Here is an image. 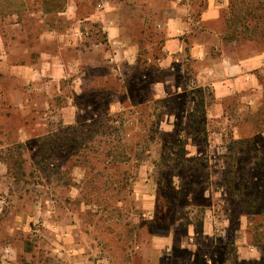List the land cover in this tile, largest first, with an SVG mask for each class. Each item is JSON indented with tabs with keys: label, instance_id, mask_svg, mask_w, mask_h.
I'll list each match as a JSON object with an SVG mask.
<instances>
[{
	"label": "rangeland",
	"instance_id": "374dc122",
	"mask_svg": "<svg viewBox=\"0 0 264 264\" xmlns=\"http://www.w3.org/2000/svg\"><path fill=\"white\" fill-rule=\"evenodd\" d=\"M205 4L0 0V264H264V99L220 106L192 62L159 61L170 20L186 8L196 22ZM71 5L77 25L52 16ZM226 11V43L264 53V0ZM103 20L119 28L115 47L136 48L134 65L112 62ZM74 29L84 37L60 52L65 76L34 65L39 47L58 48L43 34Z\"/></svg>",
	"mask_w": 264,
	"mask_h": 264
},
{
	"label": "crops",
	"instance_id": "0c3cea01",
	"mask_svg": "<svg viewBox=\"0 0 264 264\" xmlns=\"http://www.w3.org/2000/svg\"><path fill=\"white\" fill-rule=\"evenodd\" d=\"M204 1L206 3L205 7L199 12V18L196 22L191 21L192 23H189V21H186L190 12L186 8L181 9L180 13L170 20L166 27V40L162 47L164 56L159 61L168 69L174 64H181V60L184 59L192 62V79L198 86L212 87L217 103L220 106L226 99L235 95H243L250 101V104H263L264 53L247 55L238 47L236 42L226 43L222 38V18L227 12L228 0ZM73 8V5L67 9L62 6L61 9H52V12H50L54 18L66 16L70 22L77 25L81 22V19L76 15L77 9L75 8L74 10ZM44 13L46 12L44 11ZM102 22L104 29L107 31L111 51L113 50L112 55L110 51L112 62H117L120 69H124L127 62L130 66L134 65L136 61V48L130 47L128 50L121 52L118 47H115L120 42L119 28H115L112 22L110 24L104 20ZM190 28L191 31L188 36L186 38L182 37V34ZM81 33L83 35L80 36ZM67 34L65 33L62 36L58 33L56 34V31L51 35L43 34L40 37L42 43H45L46 41L44 40H48L49 38L52 40L56 38V42H48L47 44L58 48L55 49V53H51L52 51L49 48V53L45 47L43 49L39 47L40 51L38 52L40 56L38 61L40 65L39 63L34 65L41 66L42 70H52L54 77L57 74H61V72L65 76L68 67L65 66L64 60H61L62 56L60 52L68 48H76L84 37L83 31L76 29L67 32ZM61 41L64 42L61 43ZM230 45L233 48L227 49ZM96 47L99 48V45H96ZM85 48L88 49L86 45ZM171 69L174 70L173 68ZM157 83L160 87H165L168 82L162 81ZM64 118L67 123L72 122L71 116L65 115ZM149 200L151 201V199Z\"/></svg>",
	"mask_w": 264,
	"mask_h": 264
},
{
	"label": "trees",
	"instance_id": "16d2710c",
	"mask_svg": "<svg viewBox=\"0 0 264 264\" xmlns=\"http://www.w3.org/2000/svg\"><path fill=\"white\" fill-rule=\"evenodd\" d=\"M253 6V5H252ZM257 8H259L258 6H256ZM232 10H235V7L232 5V8H231ZM251 9H256V8H251ZM251 9H249L250 11H247V13L248 14H252V16H253V12L252 11H254V10H251ZM227 13L228 12H226L225 14H224V22H226L227 20H229V15L227 16ZM238 19H236L235 20V23L237 24V25H239V24H242V22H244L243 23V26L246 24L245 23V21L247 20V18H248V15H247V18H245L244 16H241V13L239 12L238 13ZM251 19H254L255 21H256V27H257V24H258V19L255 17V18H251ZM242 26V25H241ZM245 28V27H244ZM246 29H248V28H246ZM240 32L242 33L243 32V30L241 29L240 30ZM262 36H264V27H263V34H262ZM233 39H235V36H233ZM264 166V165H263ZM264 181V180H263ZM247 186V189L249 190V184H247L246 185ZM246 203H247V207H248V211H249V213H248V219H249V223H250V226L251 227H253L254 226V220H255V218H256V213H255V211H256V209H255V207H256V205H255V200L253 199V198H251V197H247L246 198ZM251 227H250V239L252 240V242H254L257 246H261V244H262V238H263V236H262V234H260V233H252V231H251ZM263 246V245H262Z\"/></svg>",
	"mask_w": 264,
	"mask_h": 264
},
{
	"label": "built area",
	"instance_id": "2783aa9c",
	"mask_svg": "<svg viewBox=\"0 0 264 264\" xmlns=\"http://www.w3.org/2000/svg\"><path fill=\"white\" fill-rule=\"evenodd\" d=\"M83 35L82 33L80 34V36Z\"/></svg>",
	"mask_w": 264,
	"mask_h": 264
}]
</instances>
